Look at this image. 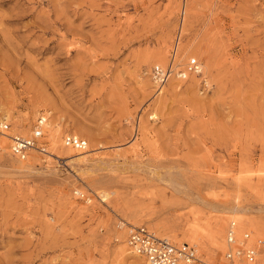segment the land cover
I'll use <instances>...</instances> for the list:
<instances>
[{
    "label": "rangeland",
    "instance_id": "374dc122",
    "mask_svg": "<svg viewBox=\"0 0 264 264\" xmlns=\"http://www.w3.org/2000/svg\"><path fill=\"white\" fill-rule=\"evenodd\" d=\"M41 112L50 153L74 132L105 167L63 146L17 161L2 132ZM0 124V264H146L129 224L227 264L231 220L264 264V0H0Z\"/></svg>",
    "mask_w": 264,
    "mask_h": 264
},
{
    "label": "built area",
    "instance_id": "2783aa9c",
    "mask_svg": "<svg viewBox=\"0 0 264 264\" xmlns=\"http://www.w3.org/2000/svg\"><path fill=\"white\" fill-rule=\"evenodd\" d=\"M181 36L177 39H179ZM177 47V46H176ZM176 47L172 49V54H176ZM172 55V56H173ZM190 73L202 74V67L199 62L192 61L189 66ZM156 81L165 83L173 73L172 64L166 68L156 66L153 69ZM200 87L205 91L206 87L202 82ZM47 126V118L41 116L35 122L31 134L18 135L13 138L11 144L12 154L18 158L28 157L30 150L34 149L43 154L49 153V145L44 140ZM7 128V126H5ZM66 146L82 150L87 147V140L74 135L66 134L64 136ZM77 198L86 201L88 197L84 192L74 191ZM87 202V201H86ZM227 251L225 260L227 264H245L253 263L259 254L262 246V240H253L251 232L244 231L238 234L235 222H232L226 236ZM129 242L134 250L144 256L150 264H181L191 263L197 260L198 252L195 245L189 243H176L167 237H158L154 231L145 225L134 227L129 233Z\"/></svg>",
    "mask_w": 264,
    "mask_h": 264
},
{
    "label": "bare ground",
    "instance_id": "6f19581e",
    "mask_svg": "<svg viewBox=\"0 0 264 264\" xmlns=\"http://www.w3.org/2000/svg\"><path fill=\"white\" fill-rule=\"evenodd\" d=\"M176 49H177V47H176ZM173 55V54H172ZM176 57H177V52H176V54L175 55H173V56H171V59H170V63L166 66V67H168V66H170L171 64H172V68H173V73L171 74V76L172 75H176V76H178V77H181L184 73H183V71L182 70H178V71H176V68L178 67V63H175V59H176ZM158 59V58H157ZM197 58H192V59H190L189 58V62H187V64L189 65L192 61H197V62H199V64H200V66L202 67V69H201V71L203 72V68H204V65L200 62V61H198V60H196ZM164 61V59L163 58H159L158 59V62H163ZM156 66H161L160 64H156L154 67H156ZM154 67H153V69H154ZM163 67V66H162ZM166 67H164V68H166ZM153 69H152V78H153V80L154 81H152V84H153V86H154V88H155V94H157V95H163L164 94V87L169 83V81L171 80L170 79V77H169V79L165 82V83H161V82H159V81H156L155 80V78H154V73H153ZM150 71H151V69H150ZM149 70H148V72H146L145 74L146 75H149V72H150ZM198 79H199V77H198V74H194ZM194 76V77H195ZM195 77V78H196ZM172 79H174V78H172ZM176 79V78H175ZM178 79V78H177ZM175 82V81H174ZM203 82H204V85L206 86V87H210V83H209V81L207 80V79H205L204 78V80H203ZM49 113V112H41L40 113V116L39 117H41V116H45L46 118H47V121H48V116H47V114ZM50 114V113H49ZM154 117H156V115L154 114V115H150L149 116V118H154ZM3 127V125H1L0 124V128H2ZM46 127H50V122H47V126ZM8 139H13L15 136H18L19 134L18 133H8V132H2ZM68 134V133H67ZM69 134H74V135H78V136H80L79 134H77V133H74V132H69ZM47 135H48V133H47ZM64 136L66 135V133L65 134H63ZM64 136H62L61 137V144H56V143H54L53 145H54V147H55V149H57V151H60L61 149H62V146L63 147H65L67 150H65L66 152H67V154H69L71 157H75L76 158V160H77V162L79 163H81V162H83V161H85L86 160V162H95L96 164H98V166L100 167V166H102V167H105V165H106V163H105V161H104V157H101V156H95L93 153L91 154V153H87L86 154V152L87 151H89V147H88V142H87V147L85 148V149H82V150H78V149H75V148H73V147H71V146H66L65 145V143H64ZM80 137H82V136H80ZM135 137V139H137V136L135 135L134 136ZM45 138V137H44ZM83 138V137H82ZM85 139V138H84ZM86 140V139H85ZM46 142L47 143H49V145L52 147V145H51V141L50 140H48V137H47V140H46ZM7 144V143H6ZM50 147V148H51ZM51 151H52V149H51ZM56 150H54V151H52L50 154H53L54 155V153L55 152H57ZM39 152V151H37V150H34V149H32V150H30V152H29V155H28V157H26V158H24V159H21V158H18V157H16V156H14L13 154H12V156L17 160V161H21V163H23V162H25V161H28V160H30V158L32 159V158H34L35 156H37V153ZM11 153H12V151H11ZM56 156V155H55ZM88 156H91V158H88ZM57 157V156H56ZM59 159H62V158H60V157H58ZM72 160H73V158H72ZM23 166V165H22ZM21 166V167H22ZM23 168V167H22ZM75 191H81V192H84V191H82V190H75ZM85 193V192H84ZM85 195L88 197V199L86 200V201H90V198H89V196L85 193ZM232 222H235V226L237 227V222H236V220H231L230 222H229V225H228V227H227V230H226V233H225V237H224V258H225V253H226V251H227V241H226V236H227V232H228V229H229V227H230V225H231V223ZM124 225H126V223H123ZM127 224H129L128 222H127ZM130 226H132V229L134 228V227H137V225L135 226V225H133V224H129ZM129 228V227H128ZM154 232H155V234L158 236V237H161V235L160 234H158L155 230H154ZM130 233V232H129ZM167 238H169V239H171V240H173L172 238H170V237H168V236H166ZM119 241V243L120 244H123V245H125V247H126V249L133 255V256H135V257H138V258H142V259H144L145 260V262H146V264H150V262L144 257V256H142V255H140L139 253H137L135 250H134V248L130 245V242H129V234L127 235V237H125V233L123 232L122 234H121V238L118 240ZM173 242H174V240H173ZM182 243H187V242H182ZM194 245V244H193ZM197 248V247H196ZM197 252H198V250H197ZM197 259H198V256H197ZM196 262V261H195ZM195 262H191V263H181V264H194ZM245 264H248V263H245Z\"/></svg>",
    "mask_w": 264,
    "mask_h": 264
}]
</instances>
